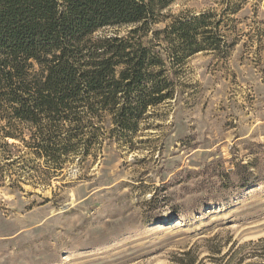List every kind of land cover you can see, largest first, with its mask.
<instances>
[{
    "label": "rangeland",
    "instance_id": "374dc122",
    "mask_svg": "<svg viewBox=\"0 0 264 264\" xmlns=\"http://www.w3.org/2000/svg\"><path fill=\"white\" fill-rule=\"evenodd\" d=\"M206 12L222 20L221 51L166 62L172 98L148 108L135 134L93 121L98 143L49 171L8 140L0 264H180L187 251L217 264L229 249L219 264H264L243 246L264 238V0H174L162 14Z\"/></svg>",
    "mask_w": 264,
    "mask_h": 264
},
{
    "label": "trees",
    "instance_id": "16d2710c",
    "mask_svg": "<svg viewBox=\"0 0 264 264\" xmlns=\"http://www.w3.org/2000/svg\"><path fill=\"white\" fill-rule=\"evenodd\" d=\"M173 1L0 0V159H12L14 140L43 158L45 171L59 170L64 157L88 152L105 133L93 121L108 118L110 134H135L148 108L172 98L166 62L179 67L221 51L222 20L163 15ZM107 27L129 29L94 36ZM148 33L151 47L142 42ZM248 245L264 259V238ZM191 253L177 261L195 264Z\"/></svg>",
    "mask_w": 264,
    "mask_h": 264
}]
</instances>
